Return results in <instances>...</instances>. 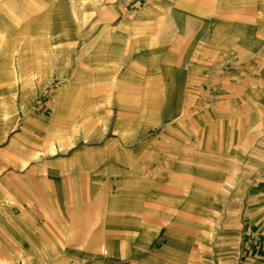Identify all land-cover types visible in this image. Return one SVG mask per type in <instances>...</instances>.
Segmentation results:
<instances>
[{"label":"rangeland","instance_id":"rangeland-1","mask_svg":"<svg viewBox=\"0 0 264 264\" xmlns=\"http://www.w3.org/2000/svg\"><path fill=\"white\" fill-rule=\"evenodd\" d=\"M263 29L264 0H0V264L261 262Z\"/></svg>","mask_w":264,"mask_h":264},{"label":"crops","instance_id":"crops-1","mask_svg":"<svg viewBox=\"0 0 264 264\" xmlns=\"http://www.w3.org/2000/svg\"><path fill=\"white\" fill-rule=\"evenodd\" d=\"M123 1V0H121ZM150 2L151 0H126V3L129 4L130 7L137 6L138 3ZM162 12V8H158L157 12H155V15H160L159 13ZM180 13V12H179ZM179 16L183 17V14H178ZM149 10H142V9H134L132 10L128 15H126L125 21L130 22L132 25L129 26V31L133 32H139V33H145L147 30L145 29V24L147 22V18L149 17ZM180 17V18H182ZM182 20V19H181ZM192 26L194 29V33H200L201 31V22L200 19H193L192 20ZM146 30V31H145ZM262 39L264 40V29L262 31ZM24 106V105H23ZM164 121V120H163ZM161 124V123H160ZM264 144V143H263ZM261 145V144H260ZM264 148V147H263ZM67 148H64L62 145H58L57 148L54 149V151L57 152H64ZM260 152L262 153L259 155V161H264V149H260ZM35 157H38V155H35ZM143 184V182H141ZM262 200H259L258 202H254L251 204V208L257 209L258 211L256 214H253V221L251 224L253 226H257V232L255 234L256 237H253L251 245H249V254L253 257H257L259 259L258 263L253 264H264V202H261ZM238 264V263H236Z\"/></svg>","mask_w":264,"mask_h":264}]
</instances>
